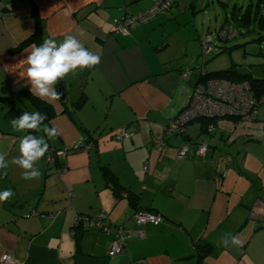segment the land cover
<instances>
[{
	"label": "crops",
	"instance_id": "obj_1",
	"mask_svg": "<svg viewBox=\"0 0 264 264\" xmlns=\"http://www.w3.org/2000/svg\"><path fill=\"white\" fill-rule=\"evenodd\" d=\"M151 3L0 0V151L9 160L19 154L24 134L11 129V119L37 111L31 100L37 97L19 64L32 46L83 29L85 47L100 55L96 66L64 78V100L37 98L54 113L44 123L59 131L47 141L49 151L70 150L88 135L93 144L89 151L59 158L66 166L62 174L42 158L36 165L42 173L38 179H23L15 165L0 176V191L15 193L0 202V257L8 253L16 264H264V204L256 207L250 198L247 204L234 201L239 190L227 185L231 168L220 145L264 132V121L220 119L201 132L194 120L183 135L166 132L169 120L189 103L201 67L209 70L199 52L187 54V40L176 37V29L160 25L165 14L134 25L129 35L114 32L115 18ZM187 71L190 77L184 79ZM82 96L85 103L70 114ZM124 126L132 136L116 141L112 132ZM187 144L189 151L178 158ZM200 144L208 146L204 155L197 153ZM101 166L112 171L123 192L136 197L135 203L113 193ZM136 209L158 212L163 220L139 225L132 219ZM104 213L108 219L102 231L74 224L77 215L97 219ZM118 226L130 230L131 237L122 253L109 256ZM225 234L241 243L225 246ZM197 243H207L212 251L200 258Z\"/></svg>",
	"mask_w": 264,
	"mask_h": 264
},
{
	"label": "rangeland",
	"instance_id": "obj_2",
	"mask_svg": "<svg viewBox=\"0 0 264 264\" xmlns=\"http://www.w3.org/2000/svg\"><path fill=\"white\" fill-rule=\"evenodd\" d=\"M149 1L140 0V3ZM257 4L258 0H180L177 6L163 13L165 17L160 25L167 30L176 29L178 33L176 37L180 36L187 40L186 47L189 52L187 54L194 57L199 52L198 59L206 63L209 71L233 67L252 78H262L264 26L257 22L243 26L233 20L239 34L227 41L216 38L217 30L227 19L231 20L234 10L243 13L251 8L253 14ZM259 5V10L264 12V3L260 2ZM207 36L211 38V49L208 53H203L200 41ZM197 45L200 47L199 50ZM78 100L79 98L75 102ZM256 120L258 121L255 123L258 125L260 120L264 121V108L260 109ZM224 143L220 142L224 157L226 159L231 157V161H227L228 165L226 163L228 168H231L227 185L239 190V195L237 194L234 201L242 200L240 202L247 204L250 198L249 200H256V207L261 206L264 204V132L246 133L244 139L239 142H228L225 145ZM63 158L60 156V159ZM55 172L60 174L58 171ZM261 220H264V217H261ZM261 234L264 235V231Z\"/></svg>",
	"mask_w": 264,
	"mask_h": 264
},
{
	"label": "built area",
	"instance_id": "obj_3",
	"mask_svg": "<svg viewBox=\"0 0 264 264\" xmlns=\"http://www.w3.org/2000/svg\"><path fill=\"white\" fill-rule=\"evenodd\" d=\"M174 2H176V0H152V4L148 8L135 15H124L115 18L113 20V30L122 35H128L133 23L146 21L154 15L164 12L171 7ZM235 36L236 30L230 24L222 26V28L217 31V37L221 39H231ZM210 42V36L201 40L203 53H208L210 51ZM182 77L184 79H189V71L182 73ZM261 108H264V94L256 95L247 81H233L220 77L207 78L193 85L189 103L169 120L166 125V131L174 135H179L185 132L190 122L200 117L236 118L240 122H250L256 120ZM130 136L131 133H128L124 128L117 133L118 139ZM83 149L88 150L89 145L85 144ZM189 149V144L181 147L178 150L177 157H184ZM207 150V145H197L198 154L204 155ZM53 154L51 150L45 154L44 158L47 164L53 163ZM55 154L64 157L65 151L57 150ZM227 160L230 162L231 157L229 156ZM132 218L139 225H156L163 220V216L160 213L146 209L135 211ZM104 219H106V217H104ZM92 224L106 229L104 220L93 221ZM142 234V231H137L138 236ZM130 237V230L123 226H118L116 228L115 238L108 250V255L115 256L122 253L125 250L126 240ZM0 264H16V262L10 254L4 253L0 257Z\"/></svg>",
	"mask_w": 264,
	"mask_h": 264
},
{
	"label": "clouds",
	"instance_id": "obj_4",
	"mask_svg": "<svg viewBox=\"0 0 264 264\" xmlns=\"http://www.w3.org/2000/svg\"><path fill=\"white\" fill-rule=\"evenodd\" d=\"M84 35L83 29H77L76 33L67 34L60 41L46 38L39 46H32L27 58L19 64L25 66V74L20 75L27 78L33 96L46 102L59 100L61 93L56 90L58 82L70 73L91 69L100 63V55L86 48L82 42L81 37ZM46 119V114L40 111H23L19 117L11 119V129L24 134L19 141L17 156L9 160L7 153L0 151V176H6L10 166L15 165L23 170V179L40 178L42 173L36 165L49 151L47 141L59 135L55 126L44 123ZM14 196L11 188L0 191V202ZM221 242L225 246L241 243L231 234H225Z\"/></svg>",
	"mask_w": 264,
	"mask_h": 264
},
{
	"label": "trees",
	"instance_id": "obj_5",
	"mask_svg": "<svg viewBox=\"0 0 264 264\" xmlns=\"http://www.w3.org/2000/svg\"><path fill=\"white\" fill-rule=\"evenodd\" d=\"M179 2H180V0H176V2H174V4L171 7H169L168 9H166L165 11L171 9L172 7L177 6V4ZM260 2L264 3V0H258V4L256 6L257 9L255 10V12L253 14H252L251 8L248 9L247 11L243 12V13H241L238 10H234L233 13H232L231 20L227 19L222 26H224L226 24H230L236 30V36L239 34V32H238L237 28L233 24L234 21L237 22V24H240V25H243V26H248L252 22H254V23L257 22L260 26H264V12H261L259 10V6H260L259 3ZM164 12H160V13L154 15L152 18H154V17H156V16H158L160 14H163ZM135 14H137V13L128 14V15H135ZM122 16H124V15H122ZM152 18H150V19H152ZM150 19H148V20H150ZM148 20H146V21H148ZM146 21L133 23L131 25V27H130V30H131V28L134 25L139 24V23H143V22H146ZM222 26L219 29H221ZM39 27L40 26L38 24V26H37V28H38L37 31L38 32H39ZM115 33H117V32H115ZM118 34L122 35L121 33H118ZM129 34H130V31H129ZM123 36H126V35H123ZM216 38L219 39V40H223V41L230 40V39H221L220 37H217V36H216ZM201 48H202V44H201ZM201 68L199 67V69H201V72L199 73L198 81H204L207 78H214V77L226 78V79L233 80V81H247L251 85V88L254 90V92L256 93V95H262V94H264V77H262V78H252L249 74L240 73V72H238L233 67H229V68L221 69V70H216V71H207L204 68V66H202ZM31 100H32V103L35 104V106H36L35 108L37 109V111H40L41 113L46 114L47 119H49V118H51V117L54 116V113H53V111L51 110V107L48 104H45L44 102H41L39 99H37L35 97H34V99L32 98ZM85 101H86V97L85 96H82V97H80V99L77 102H74L73 103V108L74 109L70 110V114H72L75 110L81 108L83 106V104L85 103ZM220 119H227V118H224V117L223 118L200 117V118L196 119L195 121L200 122L201 132H205L207 128H209L210 126H213L216 123V121H218ZM229 120H232L234 122H238V120L236 118H229ZM123 128L127 131V129H126L127 126H124L122 128H119L118 130L112 132L111 135H112V137L116 141H122V140L127 139V138H130L132 136V133H131V136L130 137H125L123 139H118L117 138V133L121 129H123ZM127 132L130 133L129 131H127ZM185 133H186V130H185V132H183V133H181L179 135H183ZM169 134H171V133H169ZM171 135H174V134H171ZM85 144H88L89 145L88 151L91 150V146L93 144V141L91 139V135H88L86 139L82 140L77 146L71 148L70 150L69 149H67V150L66 149H62V150L65 151L64 158L66 157V155H67L68 152H71V151H74L75 152V151H79V150H84L83 147H84ZM57 150L58 149H52L51 150V152L54 153L53 154L54 155V161H53L52 164H47L46 163V165H47V167H51V165L54 164L53 166L56 167V171H58V172L61 171L62 172L63 169H66V166H65V164L63 162L62 163L59 162L58 159L60 158L61 155H56L55 154V152ZM196 150H197V147H196ZM101 172H102L103 178L105 179L106 185L109 186L112 189L113 193L117 197H120L122 195L124 197H127V199H130L131 203H135L136 202V200H137L136 197L133 196L129 191L128 192L127 191H124L123 192V189L120 187V184L117 182L115 175L112 173V171L107 166H101ZM137 210H139V209H136L135 211H137ZM133 213H132V215H133ZM104 217H106V219H104ZM107 219H108V214H106V213L102 214L97 219L96 218H92V217H90L88 215H85V214H80V215H77L76 216L74 224L77 227H79L80 224L83 225V224L87 223V224L93 225L95 228H97V229H99V230L102 231V230H104L102 227L100 228V227H98V226H96L95 224H92V223H93V221L96 222V221H99V220L100 221H103L104 220V223H105V221ZM196 245L198 247L197 248L198 249L197 251H198V256L200 258H202L203 256H205L206 254H209L212 251V247L210 245H208L207 243H197Z\"/></svg>",
	"mask_w": 264,
	"mask_h": 264
},
{
	"label": "water",
	"instance_id": "obj_6",
	"mask_svg": "<svg viewBox=\"0 0 264 264\" xmlns=\"http://www.w3.org/2000/svg\"><path fill=\"white\" fill-rule=\"evenodd\" d=\"M58 90L61 93V98L59 100L62 101L65 98V91H64L65 87H64L63 81H60L58 83Z\"/></svg>",
	"mask_w": 264,
	"mask_h": 264
}]
</instances>
